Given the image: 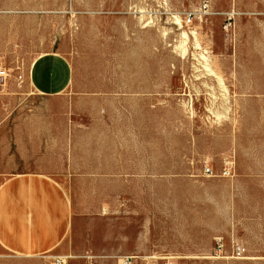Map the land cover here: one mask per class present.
Returning <instances> with one entry per match:
<instances>
[{
  "label": "rangeland",
  "instance_id": "1",
  "mask_svg": "<svg viewBox=\"0 0 264 264\" xmlns=\"http://www.w3.org/2000/svg\"><path fill=\"white\" fill-rule=\"evenodd\" d=\"M0 68V171L74 207L0 264H264V0H0Z\"/></svg>",
  "mask_w": 264,
  "mask_h": 264
},
{
  "label": "crops",
  "instance_id": "2",
  "mask_svg": "<svg viewBox=\"0 0 264 264\" xmlns=\"http://www.w3.org/2000/svg\"><path fill=\"white\" fill-rule=\"evenodd\" d=\"M0 171V254L37 258L69 250L74 207L54 175Z\"/></svg>",
  "mask_w": 264,
  "mask_h": 264
},
{
  "label": "built area",
  "instance_id": "3",
  "mask_svg": "<svg viewBox=\"0 0 264 264\" xmlns=\"http://www.w3.org/2000/svg\"><path fill=\"white\" fill-rule=\"evenodd\" d=\"M192 21H193V17L189 16L188 20H187V24H191ZM9 76H10V73H9V71L7 69L0 68V85L2 83H4ZM18 79L22 80V77H19ZM205 173L209 174L210 173V169H206ZM53 259H54L55 264H67V258L66 257H55ZM86 259L91 261V260H93V257L91 255H88L86 257ZM133 261H134L133 257H126L125 261H124V264H133ZM90 264H92V263H90Z\"/></svg>",
  "mask_w": 264,
  "mask_h": 264
},
{
  "label": "bare ground",
  "instance_id": "4",
  "mask_svg": "<svg viewBox=\"0 0 264 264\" xmlns=\"http://www.w3.org/2000/svg\"><path fill=\"white\" fill-rule=\"evenodd\" d=\"M176 20V19H175ZM178 22H180L179 20H178ZM182 23V22H181ZM192 34V33H191ZM194 34V36H196V33H193ZM184 38H186L187 39V35L184 33ZM183 38V37H182ZM197 38V37H196ZM185 41V40H184ZM194 42H195V40H194ZM181 45V44H180ZM184 47V46H183ZM182 53V52H181ZM207 62H208V60H207ZM210 65V64H209ZM215 74V73H214ZM222 84H223V82H222ZM186 107V106H185Z\"/></svg>",
  "mask_w": 264,
  "mask_h": 264
}]
</instances>
